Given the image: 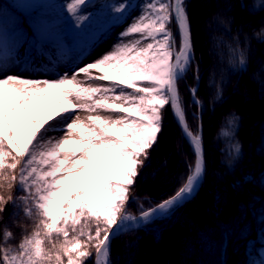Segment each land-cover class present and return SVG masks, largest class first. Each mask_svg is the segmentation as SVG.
<instances>
[{
  "label": "snow or ice",
  "instance_id": "snow-or-ice-1",
  "mask_svg": "<svg viewBox=\"0 0 264 264\" xmlns=\"http://www.w3.org/2000/svg\"><path fill=\"white\" fill-rule=\"evenodd\" d=\"M185 3L148 0L121 33L133 39L69 74L54 80L0 78V213L17 199L13 190L19 187L24 214L34 220L31 233L15 247L7 244L12 232H3L0 264H85L90 248L95 264H108L115 230L136 219L124 214L128 192L158 140L165 106L189 138L195 163L183 186L141 219L193 193L204 157L177 90L192 59ZM84 4L71 0L67 11L82 20L77 14ZM125 10L124 3L113 8ZM171 23L178 26V49ZM80 75L102 83L88 85L77 79ZM54 132L59 135H50Z\"/></svg>",
  "mask_w": 264,
  "mask_h": 264
},
{
  "label": "trees",
  "instance_id": "trees-1",
  "mask_svg": "<svg viewBox=\"0 0 264 264\" xmlns=\"http://www.w3.org/2000/svg\"><path fill=\"white\" fill-rule=\"evenodd\" d=\"M197 1L186 0L185 7L193 44L191 67L200 71L195 77L199 80L196 90L199 105L193 102L191 108L184 107V113L194 133L199 132V120L202 126L205 173L201 187L183 206L115 237L108 264H150L151 252L162 247L167 249L162 264H254L259 259V249L264 247V0H228L229 4H223V0H207L213 8L209 16L217 24L209 32V46L198 32ZM49 3L50 0H41L26 13L18 12L7 3L4 14L29 37L33 30L59 20L57 6ZM43 40L49 41L48 37ZM26 46H20V54L26 53ZM32 52L31 61L36 67L46 68L51 64L46 55ZM191 77L186 78L192 80ZM181 90L180 95H184V88ZM246 95L252 98L249 100ZM251 105H259L263 113L254 125H249L253 116H245L241 110ZM167 143L172 144L167 148ZM194 163L195 153L167 106L162 110L158 140L149 149L145 166L129 189L130 200L125 212L139 213L134 202L136 196L162 201L174 195L185 183ZM212 165L223 174L220 183L226 186L227 196L224 206L218 191L209 189ZM245 172L249 176L239 178ZM163 173L183 176L168 186L153 184ZM13 195L17 199L0 213V237L5 230L11 231L12 238L7 242L10 247L17 246L34 225L18 199L25 193L14 188ZM209 202L211 208L207 209ZM185 216L190 221L195 217L197 224L186 226ZM179 234L188 238V244L173 255L171 247L179 245L176 240ZM145 245L152 251L135 259L138 247ZM122 250L127 252L124 255L127 261L118 257L117 252ZM93 256L94 253L85 264H93Z\"/></svg>",
  "mask_w": 264,
  "mask_h": 264
},
{
  "label": "rangeland",
  "instance_id": "rangeland-1",
  "mask_svg": "<svg viewBox=\"0 0 264 264\" xmlns=\"http://www.w3.org/2000/svg\"><path fill=\"white\" fill-rule=\"evenodd\" d=\"M39 1L41 0H0V78H4L7 75H15L23 79L54 80L59 76L73 72L79 67L86 66L88 63L95 62L104 54L113 51L117 45L127 40L133 39V37L122 38L121 33L125 31L126 28L130 24H132L134 20L142 13L143 6L148 2V0H85V4L81 6L80 11L77 14L80 17H84V19L77 20L76 17L72 16L67 11L66 6L68 3L71 2V0H51L50 4L56 5L57 9L59 10L60 17L58 22L47 27L35 30L30 37L20 36L19 32L12 29L11 21L7 20V18L3 15V11L6 4L9 2L10 5L13 6V8H15L17 11L24 13L29 11ZM223 1V4L225 2L229 4L228 0ZM120 3H124L126 5V10L122 14L115 13L113 11V8ZM198 3L200 7L196 11V24L198 27V32L201 33L205 45L209 46V32L213 26L217 25L214 23V21H212L213 19L210 18V12L213 8L210 2L207 0H198L196 4ZM224 9L226 10V8ZM222 12H224V10H222ZM168 28L173 33V38L175 40V48L178 49L180 41L179 36L178 39L176 37L178 35V33L176 32V24L171 23L168 25ZM45 36L54 38L56 43L54 47L51 46L48 42L40 40L42 37ZM23 41H25L28 46H32V48L41 55L53 52L54 57L51 61V65L53 67H47L46 69H40L39 67H36L33 61H31V49L27 48V53L21 56L19 52V47ZM147 42L149 41H145L144 43ZM51 48H53V50ZM190 67L191 64L184 76L178 79L177 81V90L180 96L181 106L183 110L184 107L191 108V104L193 102L196 103V101H194V98L198 101L196 97V90L198 87L199 80L195 79V77L199 75L200 71L198 72V68L195 66L191 67V70ZM191 71L193 74L190 73ZM191 75L193 76V78L191 77L192 80L186 78L187 76L190 77ZM77 79L80 81H84L88 85L93 86L102 83L100 81L89 80L83 75L78 76ZM182 87L184 88V95L181 94V96L180 90ZM193 90H195L194 94L192 92ZM246 96V98H248L249 100L252 98L250 95ZM166 107L167 106H165V108ZM250 107L251 108L249 109H247L246 107H241V110L243 115L253 116L252 119L249 120V125H254L256 123H259V120L263 113L259 105H251ZM100 114L103 116L113 117L116 115L115 113L104 112H101ZM79 115L81 118H84L86 117L87 113L80 112ZM201 127V122L199 120L198 129L200 133ZM50 135L55 136L59 135V133L54 132ZM167 144L168 148L171 146L172 143ZM184 159V156L181 154V160ZM182 176L183 175L180 173H178V175L177 173L172 175L163 173L162 175L157 176L159 178L157 182H154L153 184L159 186H168L172 183L173 180H175L176 178H181ZM210 176L211 177L209 180V189L211 191H218L219 200L224 206L225 202L227 201V196L225 190L226 186L223 183H220L223 174L219 171L218 168L212 165V168L210 170ZM247 176H249V173L245 172L242 173L239 178ZM235 179L238 178L235 176ZM16 190L23 192L22 189L19 187H16ZM151 200L152 198L146 196H136V198H134V202L137 204L136 208L138 209L139 213H141L144 209L150 207L151 205L160 202ZM206 207L207 209L211 208V203L209 202ZM125 209L126 208H124V214L126 215L136 216L139 214L125 212ZM174 209L168 210L161 216L169 214ZM194 218L195 217H193L192 221H190L185 216L183 219L184 223L186 222L185 225H190L194 227L197 224ZM177 239L181 244L178 243L179 245L171 247L173 255L174 253L176 254L177 251L179 253V249L182 250V248H184V246L188 244V242H186L188 238L184 235H177L176 240ZM111 243L109 255L111 250ZM166 250V248L162 247L161 249L159 248L158 250L152 251V248L149 245H145L143 247H138V250L135 252L134 256L136 257L135 259H137V255H139L140 257L141 254L145 252V254H147V252L152 251V261L150 262V264H162V260L165 254L164 252H166ZM89 251H91L92 254L95 253L94 248H90ZM117 253L118 257L120 256V259L122 258L123 261H127V258H124L126 257L124 255H127L126 251L122 250L118 251ZM258 254L259 259H257L254 264H264V247L259 249Z\"/></svg>",
  "mask_w": 264,
  "mask_h": 264
},
{
  "label": "water",
  "instance_id": "water-1",
  "mask_svg": "<svg viewBox=\"0 0 264 264\" xmlns=\"http://www.w3.org/2000/svg\"><path fill=\"white\" fill-rule=\"evenodd\" d=\"M176 27H177V30H178V26H177V25H176ZM191 41H192V40H191ZM191 57H192V59H191V61H190V64H191V62H192V60H193V44H192ZM190 64L187 66L186 71L189 69ZM186 71H185L183 74H181L180 77H179L178 79H180L181 77H183L184 74L186 73ZM192 92H193V91H192ZM193 94H194V93H193ZM194 101H197V100L194 98ZM169 107H170V106H169ZM170 111H171V114H172V116H173V118H174L176 124H177L178 127L180 128V131H181L183 137L185 138V140H186V141L190 144V146H191V143H190L189 138H188V137L185 135V133L183 132L182 127L179 125L178 120H177V118L175 117V115H174L173 110L171 109V107H170ZM198 134H199L200 137H201V133L199 132ZM201 146H202L203 157H204V148H203V145H202V138H201ZM191 147H192V146H191ZM192 149H193V148H192ZM193 151H194V149H193ZM204 172H205V163H204V171H203L201 177L199 178V181H198V183H197V185H196V187H195L193 193H192L190 196H188V197L184 198L183 200H181V201L177 202L176 204H174V205H173L171 208H169L168 210H170V209H174V208H177V207H180V206L186 204L187 202H189L191 199L194 198V196H195L196 193L198 192L199 188L201 187V184H202V181H203V178H204ZM168 199H170V198H168ZM166 200H167V199H166ZM164 201H165V200L160 201V202H158V203H155V204L151 205L150 207L144 209L141 213H139V214L136 215V216L130 215V216L135 217L136 219H135L134 221H131V220H130V221L122 222V225L119 227V229L115 230L114 235L112 236V238H111L110 241H109V249H110V243H111V241H112V239H113L114 237H116V236H118L119 234L124 233V232H126V231H129V230H132V229H136V228L142 227V226H144L145 224H147L148 222H150L151 220L157 218V217H153V218H151V219L148 218L147 220H142V219H141V215H142V213L145 212V211H151L152 209H156L157 206H158L160 203H163ZM168 210H167V211H168ZM167 211H165V212H167ZM158 217H159V216H158ZM93 264H95V253H94V256H93Z\"/></svg>",
  "mask_w": 264,
  "mask_h": 264
},
{
  "label": "bare ground",
  "instance_id": "bare-ground-1",
  "mask_svg": "<svg viewBox=\"0 0 264 264\" xmlns=\"http://www.w3.org/2000/svg\"><path fill=\"white\" fill-rule=\"evenodd\" d=\"M82 119H83V118H82ZM164 213H165V211H158V212L153 213V215L150 216L149 218L151 219V218H153V217H158V216H161V215L164 214Z\"/></svg>",
  "mask_w": 264,
  "mask_h": 264
}]
</instances>
